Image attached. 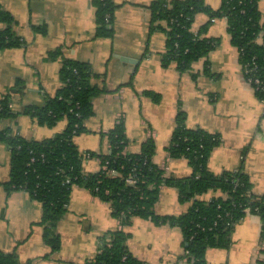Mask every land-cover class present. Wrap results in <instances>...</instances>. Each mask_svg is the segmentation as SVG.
Returning <instances> with one entry per match:
<instances>
[{
  "label": "crops",
  "instance_id": "crops-1",
  "mask_svg": "<svg viewBox=\"0 0 264 264\" xmlns=\"http://www.w3.org/2000/svg\"><path fill=\"white\" fill-rule=\"evenodd\" d=\"M152 0H113V32L96 36V9L92 0H0L17 23L15 32L25 44L0 50V98L17 81L21 89L11 93V106L19 112L25 105L41 104L43 94L54 95L60 87L63 58L85 61L95 73L91 83L105 91L93 100L94 113L86 119V130L75 137L82 152L109 151L106 133L120 119L128 138L126 150L139 152L152 137L153 160L165 174L187 176L192 167L184 157H171L167 145L179 111H185L190 128L202 127L219 133L221 142L212 150L208 167L214 173L245 171L255 194H264V102L244 77L239 51L231 43L226 19L216 18L206 35L219 37V44L195 61L191 69L179 71L176 63L162 64L166 35L150 31ZM218 7L221 0H206ZM264 23V0H260ZM208 19L199 13L197 30ZM58 49L56 59L47 57ZM210 63L209 74L205 62ZM66 119L54 126L41 125L23 113L0 121L28 139H45L63 131ZM99 159L90 158L85 170L95 171ZM10 178V152L0 140V250L16 251L23 264H84L99 248L100 236L119 228L107 202L90 190L74 185L68 208L57 223L61 247L55 253L43 239L40 224L42 204L25 190L7 192L3 182ZM221 194L209 190L198 196L210 200ZM191 204L181 202L176 187L162 185L155 211L178 215ZM129 232L132 254L145 264H192L185 256L181 228L135 216L124 226ZM261 218L250 211L235 225L227 247H209L207 264H264Z\"/></svg>",
  "mask_w": 264,
  "mask_h": 264
},
{
  "label": "trees",
  "instance_id": "trees-1",
  "mask_svg": "<svg viewBox=\"0 0 264 264\" xmlns=\"http://www.w3.org/2000/svg\"><path fill=\"white\" fill-rule=\"evenodd\" d=\"M259 2L221 0L218 7H213L206 0H152L147 5L150 31H162L166 35L163 66L175 62L179 71L191 69L195 61L219 44V37L206 33L213 19L223 17L231 43L239 51L244 77L260 80L255 94L264 100V23ZM92 5L96 9L95 35L112 34L116 7L113 0H92ZM199 13L206 14L208 19L194 31L193 23ZM16 23L13 14L0 5V50L25 44L14 30ZM59 55L56 49L49 51L47 57L56 59ZM204 69L209 74V61L205 62ZM94 76L85 61L63 58L59 69L60 87L54 95L43 94L41 104L25 105L19 112L12 108L11 93L21 89L20 80L0 98V121L19 113L50 127L61 119L67 121L63 131L42 140L25 138L9 127L0 129V140L10 152V178L3 185L7 192L25 190L41 202L40 224L51 254L61 247L57 223L67 211L74 185L87 188L107 202L121 225L100 236L97 253L84 264H145L132 254L127 243L130 235L124 229L135 216L179 226L186 244L185 256L192 264H207L205 254L209 247H227L233 228L247 211L261 218L264 237V194L252 191L250 178L242 169L219 174L209 169L208 159L221 142V136L202 127H188L185 111L176 115L167 150L171 157L188 160L192 172L187 176H167L154 162L156 144L152 137L143 143L141 151L128 152L122 119L106 133L107 153L82 152L75 137L86 130L85 121L94 113L93 100L105 91L91 83ZM95 157L99 159L98 168L86 171V161ZM129 177L135 182L129 183ZM162 185L176 187L181 202L191 201L186 212L156 213L155 204ZM209 190H218L221 194L210 200L198 198ZM0 264L23 263L16 251L0 250Z\"/></svg>",
  "mask_w": 264,
  "mask_h": 264
},
{
  "label": "built area",
  "instance_id": "built-area-1",
  "mask_svg": "<svg viewBox=\"0 0 264 264\" xmlns=\"http://www.w3.org/2000/svg\"><path fill=\"white\" fill-rule=\"evenodd\" d=\"M216 19H213V22L215 21ZM193 30H194V28H193ZM198 30V29H197ZM197 30H194V31H197ZM246 79V78H245ZM247 80V82L249 83V84H251L253 87H254V90L256 89V87H258V86H260L261 84H260V80L257 78V77H253V76H251V77H249V78H247L246 79ZM254 84L256 85V86H254ZM263 102H264V100H262ZM127 181L129 182V183H134L135 182V180H134V178L133 177H129L128 179H127ZM262 247H263V249H264V242H263V244H262Z\"/></svg>",
  "mask_w": 264,
  "mask_h": 264
},
{
  "label": "rangeland",
  "instance_id": "rangeland-1",
  "mask_svg": "<svg viewBox=\"0 0 264 264\" xmlns=\"http://www.w3.org/2000/svg\"><path fill=\"white\" fill-rule=\"evenodd\" d=\"M219 18H221V17H219ZM194 23H195V21H194ZM194 23H193V24H194ZM202 58H203V57H202ZM200 59H201V58H200Z\"/></svg>",
  "mask_w": 264,
  "mask_h": 264
}]
</instances>
